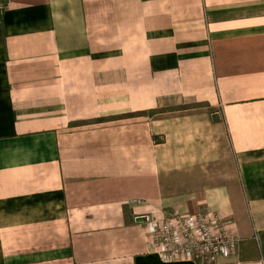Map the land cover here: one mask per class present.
Listing matches in <instances>:
<instances>
[{
  "label": "crops",
  "instance_id": "obj_1",
  "mask_svg": "<svg viewBox=\"0 0 264 264\" xmlns=\"http://www.w3.org/2000/svg\"><path fill=\"white\" fill-rule=\"evenodd\" d=\"M0 1V264H199L169 211L264 264V0Z\"/></svg>",
  "mask_w": 264,
  "mask_h": 264
},
{
  "label": "built area",
  "instance_id": "obj_2",
  "mask_svg": "<svg viewBox=\"0 0 264 264\" xmlns=\"http://www.w3.org/2000/svg\"><path fill=\"white\" fill-rule=\"evenodd\" d=\"M3 9L5 5L0 1V10ZM134 221L147 227L149 244L164 263L193 260L199 264H240L223 260L235 252L239 238L231 225L217 215L141 213L134 216Z\"/></svg>",
  "mask_w": 264,
  "mask_h": 264
}]
</instances>
